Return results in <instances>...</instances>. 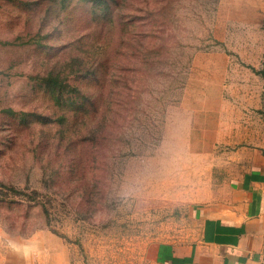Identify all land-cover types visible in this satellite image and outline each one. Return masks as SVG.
Instances as JSON below:
<instances>
[{"label":"rangeland","instance_id":"374dc122","mask_svg":"<svg viewBox=\"0 0 264 264\" xmlns=\"http://www.w3.org/2000/svg\"><path fill=\"white\" fill-rule=\"evenodd\" d=\"M263 167L264 0H0L1 260L149 264Z\"/></svg>","mask_w":264,"mask_h":264},{"label":"crops","instance_id":"0c3cea01","mask_svg":"<svg viewBox=\"0 0 264 264\" xmlns=\"http://www.w3.org/2000/svg\"><path fill=\"white\" fill-rule=\"evenodd\" d=\"M191 212L198 220L197 234L154 243L149 264H264V167L243 175L226 203ZM18 246L9 259L0 258V264H31ZM66 263L70 261L65 255L52 254L51 264Z\"/></svg>","mask_w":264,"mask_h":264}]
</instances>
